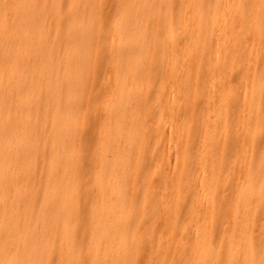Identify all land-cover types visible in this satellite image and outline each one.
I'll list each match as a JSON object with an SVG mask.
<instances>
[{"label":"bare ground","instance_id":"obj_1","mask_svg":"<svg viewBox=\"0 0 264 264\" xmlns=\"http://www.w3.org/2000/svg\"><path fill=\"white\" fill-rule=\"evenodd\" d=\"M0 264H264V0H0Z\"/></svg>","mask_w":264,"mask_h":264},{"label":"rangeland","instance_id":"obj_2","mask_svg":"<svg viewBox=\"0 0 264 264\" xmlns=\"http://www.w3.org/2000/svg\"><path fill=\"white\" fill-rule=\"evenodd\" d=\"M87 129V128H86Z\"/></svg>","mask_w":264,"mask_h":264}]
</instances>
